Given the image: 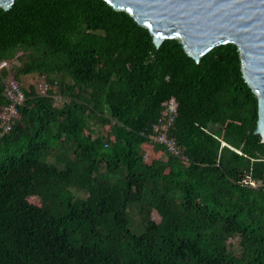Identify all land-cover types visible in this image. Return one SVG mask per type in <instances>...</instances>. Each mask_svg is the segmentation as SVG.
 Instances as JSON below:
<instances>
[{"label": "trees", "instance_id": "obj_1", "mask_svg": "<svg viewBox=\"0 0 264 264\" xmlns=\"http://www.w3.org/2000/svg\"><path fill=\"white\" fill-rule=\"evenodd\" d=\"M3 62L0 113L10 80L26 101L0 137V264H264L259 101L236 44L197 62L106 0H15ZM164 111L178 156L151 139Z\"/></svg>", "mask_w": 264, "mask_h": 264}, {"label": "water", "instance_id": "obj_2", "mask_svg": "<svg viewBox=\"0 0 264 264\" xmlns=\"http://www.w3.org/2000/svg\"><path fill=\"white\" fill-rule=\"evenodd\" d=\"M15 0H0L9 9ZM150 29L160 47L179 39L197 62L213 48L237 45L244 77L259 101L255 133L264 142V0H106Z\"/></svg>", "mask_w": 264, "mask_h": 264}, {"label": "built area", "instance_id": "obj_3", "mask_svg": "<svg viewBox=\"0 0 264 264\" xmlns=\"http://www.w3.org/2000/svg\"><path fill=\"white\" fill-rule=\"evenodd\" d=\"M7 66V62H3L0 65V69ZM56 84H50L49 82L42 80L38 84V89L41 94H47L51 90H56ZM6 96L9 103L4 106L0 113V119L6 123L5 129L0 133V137L3 136L6 132L11 130L12 121L18 115L19 108L26 101V93L20 83L15 80H10L6 85ZM174 117L170 115L168 111H164L162 118L160 119L159 125L156 127L154 133L151 134V139L155 142L167 145L169 151L174 155H180L179 148L175 140L169 138L168 131L172 126ZM254 187H263L264 188V178L259 180H254L252 182Z\"/></svg>", "mask_w": 264, "mask_h": 264}, {"label": "rangeland", "instance_id": "obj_4", "mask_svg": "<svg viewBox=\"0 0 264 264\" xmlns=\"http://www.w3.org/2000/svg\"><path fill=\"white\" fill-rule=\"evenodd\" d=\"M19 61H16V66H19ZM42 80H44V79H41V78H39V77H37V76H27V77H24L23 78V82H24V85L26 86V87H28L30 84H35V83H40V81H42ZM63 104V102L62 101H59V105H62ZM155 217H157V216H155ZM134 218H136L137 220H138V218L137 217H135L134 216ZM140 219V218H139Z\"/></svg>", "mask_w": 264, "mask_h": 264}]
</instances>
